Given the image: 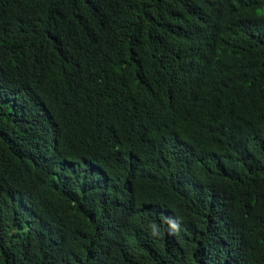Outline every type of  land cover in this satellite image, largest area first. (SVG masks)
Instances as JSON below:
<instances>
[{"label":"trees","instance_id":"trees-1","mask_svg":"<svg viewBox=\"0 0 264 264\" xmlns=\"http://www.w3.org/2000/svg\"><path fill=\"white\" fill-rule=\"evenodd\" d=\"M0 264H264V0H0Z\"/></svg>","mask_w":264,"mask_h":264},{"label":"clouds","instance_id":"clouds-1","mask_svg":"<svg viewBox=\"0 0 264 264\" xmlns=\"http://www.w3.org/2000/svg\"><path fill=\"white\" fill-rule=\"evenodd\" d=\"M178 226H179L178 223H174V224L172 225L173 228H178Z\"/></svg>","mask_w":264,"mask_h":264}]
</instances>
